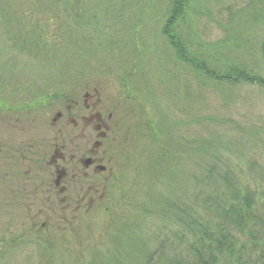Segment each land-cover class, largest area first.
<instances>
[{
	"label": "rangeland",
	"instance_id": "obj_1",
	"mask_svg": "<svg viewBox=\"0 0 264 264\" xmlns=\"http://www.w3.org/2000/svg\"><path fill=\"white\" fill-rule=\"evenodd\" d=\"M88 1L93 11L88 7L86 16L97 14L98 19L88 29L80 31L82 28L78 27L79 38L75 35L74 39L78 43L80 37L88 40L82 51L85 55L90 53L91 58L81 59L77 56L80 50L75 53L64 46L55 49L52 57L47 54L51 57L48 60L46 53H40V57L19 53L17 46L7 41L4 29L0 31V102L5 100L0 107V256L3 258L0 264H90L99 255L106 254L110 247L122 252L126 243L116 228L121 225L120 228L126 230L127 222H132L133 211L149 197L145 190L149 189L148 180L153 178L148 169L156 158V143L147 129L151 125L158 127L166 114L167 119L175 121L176 115L181 117L182 113L185 117L194 110L193 115L198 112L233 118L247 130L259 127L264 134V92L259 87L239 86L225 100L217 90L204 88L199 93L198 85L192 82L193 77L183 71L185 66H174L168 47L159 35V10L165 0ZM203 4L209 14L197 21L195 29L202 39L215 43L225 37L226 22L230 19L232 23L245 1L203 0ZM125 14L129 16L127 22ZM73 17L72 13L68 15L69 22ZM218 21L226 24L221 27ZM51 29L58 30L57 27ZM112 37L115 43H110ZM100 42L104 46L98 49ZM256 60L259 66L263 62L258 57ZM55 89L64 92L62 104L54 95ZM93 89L98 90L101 107L107 110L106 114L113 115L116 126L111 143L114 139L116 141L109 147L107 158L110 163L105 162L108 172L92 177L89 182L82 179L84 187L72 189V196L79 192L75 199L83 202L81 211L71 215L70 210L76 207L67 210L64 206L53 214L54 217L68 213V222L64 221L60 226L53 220L50 222L48 218L52 219V215L46 212L45 205L43 210L48 217L41 215L40 223L49 224L48 228L42 229L40 224L37 227L40 234L36 232L12 241L14 236L24 232V227L29 229L32 222H28L23 205L19 208L12 205L16 168L11 157L23 149L34 151L40 143L48 146L60 137L58 130H62L63 141L79 139L81 129L74 130L66 112L71 108L73 117H76L74 105L79 102L82 107L85 93L92 94ZM182 93L185 95L183 105H174ZM188 94L192 96L190 101ZM41 100L45 104L38 106L35 101ZM191 101L195 102L192 104ZM60 111L64 112L70 125L52 127V120ZM195 132L190 130V136ZM36 169L30 175L33 182ZM168 174L174 178L168 182L176 183L178 178L181 179L175 170ZM159 187L166 189L165 186ZM39 209H42L40 205L33 214ZM154 230L151 220L140 221L136 230L128 231L127 236L141 232L151 235Z\"/></svg>",
	"mask_w": 264,
	"mask_h": 264
},
{
	"label": "trees",
	"instance_id": "obj_2",
	"mask_svg": "<svg viewBox=\"0 0 264 264\" xmlns=\"http://www.w3.org/2000/svg\"><path fill=\"white\" fill-rule=\"evenodd\" d=\"M243 1L238 16L226 22L225 37L215 43L202 39L195 29L209 14L203 0H165L159 10V35L174 66H185L199 93L217 90L227 100L242 85L264 92V0ZM87 8L93 11L88 0H0V31L4 29L19 53H46L48 60L55 49L68 47L80 50L77 56L84 59L90 57L82 51L89 42L80 37L78 43L74 37L79 38L78 27L83 31L98 19L97 14L86 16ZM226 23L218 21L221 27ZM114 41L112 37L110 43ZM102 46L100 42L97 48ZM256 57L263 60L260 66ZM177 84L182 91L179 80ZM63 94L55 89L56 98L64 99ZM184 98L182 93L174 105L182 106ZM193 111L176 115L175 121L166 114L158 127H148L156 143V158L148 169L153 178L145 190L148 202L133 211L126 230L116 228L125 249L110 247L90 264H264V134L259 127L247 130L233 118ZM190 130L196 132L190 136ZM172 170L181 177L176 183L168 182L174 179L168 174ZM146 220L154 222L151 235L127 236Z\"/></svg>",
	"mask_w": 264,
	"mask_h": 264
},
{
	"label": "flooded vegetation",
	"instance_id": "obj_3",
	"mask_svg": "<svg viewBox=\"0 0 264 264\" xmlns=\"http://www.w3.org/2000/svg\"><path fill=\"white\" fill-rule=\"evenodd\" d=\"M93 90L92 94L85 93L82 107H79L78 101L74 105V109L77 111L76 117H73L71 108H68L66 112L74 130L79 127L81 129L82 135L79 139L63 141L62 130H58L57 133L60 134V137L55 138L48 146L40 143L34 147V151L23 149L11 157L10 160L13 161L16 168L14 176L16 182L13 181L15 190L13 189L11 192L14 195L12 205L16 208L23 205L24 210L28 213V222H32L29 229L26 230L24 227V232L12 238L14 242L36 232L40 234L41 230L37 227L41 224L40 216L45 214L47 216L46 212L52 215V219L48 218L50 222L53 220L57 226L62 225L64 221L68 222V213L64 216L61 213L54 217L53 214L55 211H61L64 206L67 210L76 207L73 211L70 210L71 215L81 211L83 202L79 203L75 199L79 192H75L76 195L72 196V189H77L78 186L83 188L82 179L89 182L92 177L108 172L109 168L105 162L110 163L107 158L109 147L116 141L114 139L111 143L116 126L113 115L106 114L107 110L103 106L101 107L98 90ZM57 101L62 104L63 98L59 97ZM64 117V112L60 111L52 120V127L63 126V124L69 126L70 123ZM20 168H24V170ZM34 168L39 171L36 169V178L33 182L30 175ZM89 187L93 189L91 185ZM63 196L67 197L63 199ZM38 205L42 209H39L37 214H33L35 208L38 209ZM45 205L47 206L46 212L44 211ZM48 226L47 223L40 225L42 229H46Z\"/></svg>",
	"mask_w": 264,
	"mask_h": 264
}]
</instances>
